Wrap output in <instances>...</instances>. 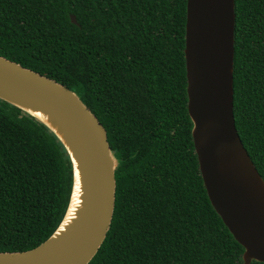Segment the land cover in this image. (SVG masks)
I'll return each mask as SVG.
<instances>
[{
  "label": "trees",
  "instance_id": "obj_1",
  "mask_svg": "<svg viewBox=\"0 0 264 264\" xmlns=\"http://www.w3.org/2000/svg\"><path fill=\"white\" fill-rule=\"evenodd\" d=\"M234 12V123L264 181V0H234ZM185 24L186 0H0V56L75 93L107 133L114 212L88 264L243 263L198 168ZM71 190L56 136L0 100V252L46 241Z\"/></svg>",
  "mask_w": 264,
  "mask_h": 264
},
{
  "label": "water",
  "instance_id": "obj_2",
  "mask_svg": "<svg viewBox=\"0 0 264 264\" xmlns=\"http://www.w3.org/2000/svg\"><path fill=\"white\" fill-rule=\"evenodd\" d=\"M70 19L76 24L75 16ZM234 29V0H186L187 112L212 208L244 248L242 264L264 263V181L234 123ZM0 100L43 123L72 165L69 204L54 233L31 250L0 252V264H88L106 238L115 204L116 160L104 127L68 88L1 56ZM75 169L81 180V208L57 235L70 205Z\"/></svg>",
  "mask_w": 264,
  "mask_h": 264
},
{
  "label": "bare ground",
  "instance_id": "obj_3",
  "mask_svg": "<svg viewBox=\"0 0 264 264\" xmlns=\"http://www.w3.org/2000/svg\"><path fill=\"white\" fill-rule=\"evenodd\" d=\"M37 117L43 119V116L41 114H35ZM75 166L78 167V164L75 162ZM75 181H74V188H73V193L71 196V201L70 205L68 208V211L66 213V216L59 226L56 234L60 235L62 232L66 231V229L70 226V224L77 218V213L79 209L81 208V196H82V191H81V180H80V174L75 169Z\"/></svg>",
  "mask_w": 264,
  "mask_h": 264
}]
</instances>
